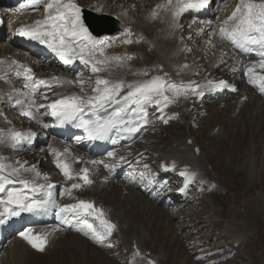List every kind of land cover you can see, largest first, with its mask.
<instances>
[{
    "label": "bare ground",
    "instance_id": "6f19581e",
    "mask_svg": "<svg viewBox=\"0 0 264 264\" xmlns=\"http://www.w3.org/2000/svg\"><path fill=\"white\" fill-rule=\"evenodd\" d=\"M79 1L83 7L96 14L104 13L105 11L109 14H116L126 25V28L118 33L116 38L110 42L109 47L104 50L105 56L109 58L121 57L122 59H109L107 64L101 66L104 70L99 73L91 71L90 67L92 65L86 62L81 64L77 71L63 73L61 80L77 81L80 78L84 81L83 88L79 83H58L53 81L52 77L54 74L58 72L61 74L62 68L59 66V61H55L53 58H44L43 63H40L34 53H28L23 50L15 40L14 30L25 21L32 22L37 19H43L45 15L44 4L47 3V0H42V4L38 10H28L26 7L22 9L21 6L25 5L28 0H23L22 3L18 4H11L9 0L0 1V12L8 19L9 26L5 36L0 38V61H4L3 64H0V76L4 77L0 79V132L5 133V137L0 142V156L5 154L6 162L13 165H15L16 161H26V166L29 167L36 165L37 170L42 174L38 180L40 183L45 182L43 174H47L52 181L58 182V187L54 189L55 199L60 205L75 203L79 192L87 190L93 198L103 205L108 219L113 222L115 218L117 222L119 220L120 223L118 222V224L120 226H116V228L119 230L117 237L119 236V239L124 237L121 243L122 248H127L131 253L136 254L137 251L130 248V240L124 236L126 229L121 224L130 223L129 225H132L131 227L133 228V234L130 236L132 237L131 239H138L144 245L146 241L150 240V230L145 225L139 222L137 224L135 221L129 219L130 217L126 213L127 209H123L122 205L126 207L136 206V198L142 201L141 203L144 202L143 204L147 207H154V204L149 202L150 198L148 196L140 197V194L136 192L135 194L131 192V195H125L124 189L129 179L120 176L122 179L116 180L115 177L121 172L125 173L130 168H135L139 158L144 154H150L152 157L158 156L159 160L165 158V155L176 157L180 160L189 161L193 165L191 173L194 175L188 179H182L180 184L175 181L177 188H174L171 192H167V194H162L159 198L161 203L166 202V200L170 201L172 195L180 202L184 204L188 203L190 191L196 185L195 183H199L203 186L201 189L202 195L209 200L208 203L214 204L213 196L209 192L211 188L207 184L209 174L211 176L214 175L208 169L210 160L203 151L199 157L194 158L190 147L186 145V140L189 137H194L198 142V137L192 134V132L194 133L193 125H199L200 120L204 121L208 117L206 116L208 113L206 108H209L212 114L217 111L219 119L221 115H226L228 119L231 118V121H247V106L252 105V119L251 123L248 122V130H250L251 137L248 145L249 147L251 145V148L249 149V155L241 163L234 165V168L237 174L245 172L248 181H264V135L262 137L259 135V138L263 142L262 146H260L256 141L254 133H251V128H264V93H261L256 86L248 82V77L244 71L251 63L258 61L259 57L242 51L232 43H228L227 40L221 39L218 34L222 21L231 15L233 7L237 5L238 0H227V2L225 0H212L213 13L209 17L199 22L189 18L187 14L182 15L179 17L180 21L176 20V23L179 25L178 27L173 26V17L169 7H160L152 11L155 3L160 2V5H166L167 0ZM125 11H128V13ZM153 12L156 13L155 16H153ZM131 17H134V19ZM209 21H211V24L208 23ZM85 27L87 26L85 25ZM126 30H130V34ZM178 32L182 35L181 41L176 40ZM109 36L107 34L103 37ZM92 37L95 36L92 35ZM131 38L132 44L135 42L138 49L135 50L128 43H123L124 40H131ZM116 42H121L123 47L114 54L110 53L108 49ZM77 43H81V41H77ZM82 43L87 44V40L82 41ZM188 44H192L194 47L192 53L185 52ZM193 53L195 55H197L196 53L203 55L200 63L196 66H182L181 63L185 59V56L192 55ZM129 56L131 59H128ZM11 58H17L19 64H22L24 61L28 62L36 79L47 78V80L56 83L57 88L54 89H37V93L32 96V99L37 104H50L56 95H71L73 93L91 95L92 89L96 86L95 81L97 76L112 81L122 80L126 84H130L136 81L149 80L154 76H160V73H166L171 77L170 81L176 83L179 80V76L182 75L187 80V83L192 82L194 77H198L203 85H205L207 81L214 80L213 73L219 72L225 77L228 86L219 92L209 90L206 87L205 90L209 91L206 98L195 94H190L187 98L181 96L175 103L169 104L162 111L155 104H146L144 108L148 112V122L143 125L138 135L128 136L125 142H118L116 139L112 150L116 155L113 157L109 156L108 153L102 154L101 151L89 147L80 136L72 140H66L52 133V127L48 119L49 108L40 109L35 121L21 115L18 108L13 105L17 99L27 101L23 93L28 91L18 84V78L13 75L17 71V66H10ZM96 58H102L98 49L96 51ZM193 60H196V58L194 57ZM167 61H170L169 64H167ZM162 62L164 65L160 67ZM206 62L207 65H205ZM164 68H166L165 71L163 70ZM208 69L211 70L210 75H206L205 73ZM256 71L261 72L264 70L257 67ZM88 78L92 79V83L87 80ZM127 91L128 89L125 88L121 92V95H124ZM45 96H47V100L44 99ZM200 109H204L205 111L200 113ZM177 111L178 115L176 114ZM256 117L259 118V121L255 120ZM173 122L183 124L182 140L180 138L174 141L171 146H165L160 149L153 139L163 136L162 132L164 133L165 128L168 129L171 126H175L176 124H171ZM241 123L244 125L246 122ZM153 125L156 126L155 130L152 129L155 127ZM15 126L35 132L36 135L32 142L18 145L15 148L11 147L8 132L14 129ZM186 128H190V133ZM210 128L212 129V134L215 133L220 139H230L231 130L227 122H218L214 126L210 125ZM242 133L240 137H243L244 130ZM235 141H237L236 144L239 147L238 140L235 139ZM46 143L48 144L47 146ZM53 148L62 153L61 159L72 162L70 168L73 173L87 168L92 183L84 186L83 181L78 178H74L73 180L66 179L60 169L56 167V157L51 151ZM65 148L68 149L67 153H64ZM120 156H123L125 159L121 161L119 159ZM77 157H81V162H74V159ZM234 160H237L236 157ZM92 161H102L103 163L93 164L91 163ZM224 162L230 164L231 159L229 156H225ZM105 164L114 165V167L110 169L109 167H105ZM24 175L29 178L33 176L32 173H24ZM161 175L166 176L167 174L162 173ZM134 182L136 181L134 180ZM72 183H80L82 186L72 189L71 196L67 194L61 195L65 188L71 187ZM161 203L156 204L160 205ZM158 207L154 209L156 210ZM164 207L168 208L167 204ZM163 210L162 208L161 211ZM218 210L219 208H216L214 211L219 212ZM254 210L259 211L264 218V191H261L260 196L258 195L255 198ZM50 217L53 221L48 220ZM95 222L98 224L97 221ZM28 227H31L34 232L47 231L49 233L45 251H42L39 255L33 252V255H31L30 251H34L35 248L19 235L21 231ZM85 228L82 223L77 221L63 223L61 217L56 215L55 208L47 215L42 216L38 224L27 225L22 230L5 227V231L1 232L0 264H114L106 254V251L100 254V252H97L98 250L95 251L91 248V239L89 240V236L84 235ZM53 229L58 230L53 231ZM231 229H226V232ZM4 232H8V236ZM237 238L238 235L233 236V239ZM140 247L142 246L140 245ZM151 247L153 246L146 244L144 248L145 252L146 249H152ZM47 251H51L52 254L50 256L45 255ZM64 252H67L65 256ZM145 252L143 253L142 250L135 259L134 257L131 259L128 256L127 264H140L139 260H149L148 262H150L151 260L146 256ZM159 254L155 256L156 261L159 259ZM162 256L166 258L164 254Z\"/></svg>",
    "mask_w": 264,
    "mask_h": 264
},
{
    "label": "snow or ice",
    "instance_id": "6c2138e0",
    "mask_svg": "<svg viewBox=\"0 0 264 264\" xmlns=\"http://www.w3.org/2000/svg\"><path fill=\"white\" fill-rule=\"evenodd\" d=\"M227 2V0H225ZM42 0H28L21 8L38 6ZM210 0H167L173 17V26L178 27L176 20L189 10H199L206 7ZM45 15L43 19H37L30 26H21L16 31L22 36L31 40H36L40 44L46 45L55 52L64 63H71L75 59H80L92 65V71L99 73L104 69L101 67L108 63L109 59H122L121 57L109 58L104 55V48L109 43L108 38L95 40L88 28L85 27L81 16V7L75 0H47L44 4ZM153 12V16H155ZM211 24V21L208 22ZM130 34V30H126ZM218 34L221 39L230 41L235 47L244 52H255L259 57L258 61L251 63L245 68V75L248 82L264 93V71L257 72V67L264 70V0H238L235 10L225 20L222 21ZM87 40V44L82 41ZM81 41V43H77ZM131 40H124L123 43H131ZM99 50L101 59L96 58V51ZM128 59H131L129 56ZM4 61H0L3 64ZM16 65L19 76L23 74L31 83L25 87L30 88V92L23 95L27 101L17 99L14 107L18 108L21 115L30 119H36L37 113L42 108L51 109L50 114L60 122H74L76 127L82 128L90 139H105L111 133L119 134L135 133L148 122V112L144 106L155 104L162 111L169 104L175 103L181 96L187 98L190 94L203 96L204 87L209 90H217L227 87L224 80H209L204 86L189 82L177 84L168 81L164 77L154 76L149 80L136 81L126 84L124 81H112L97 76L95 87L91 95H61L50 104H37L32 96L40 86L51 87L49 80L36 79L32 69L19 64L18 61H11L10 66ZM167 75V74H165ZM4 77L0 76V79ZM58 83H79L84 86V81L80 78L77 81H63L59 77H52ZM127 88L128 91L121 95ZM47 100V96L44 97ZM165 122H167L165 120ZM36 133L29 131H18L11 129L8 136L11 147L15 148L22 142L31 143ZM3 134L0 132V142ZM56 167L60 169L64 177L68 180L78 178L84 184H91L88 177V169H80L73 173L70 165L61 159L62 153L57 149H51ZM198 151V150H197ZM68 149H64L67 153ZM109 156H115L114 152H109ZM123 161L125 158L120 156ZM91 163H103L102 161H92ZM27 162L16 161L15 165L6 162V158L0 157V224L13 217H18L22 213H38L55 208L56 215L61 217L63 223L77 221L82 223L87 231L84 235L88 236L96 243H102L105 237L111 236L116 228L103 208L96 207L94 202L87 200H77L76 203L60 205L55 199L53 189L55 185L48 183L49 177L43 174L44 183L38 182L41 173L36 165L26 166ZM114 167V165H104ZM175 162L171 167L175 168ZM147 167V165H145ZM24 173H32L31 178ZM190 177L187 168L181 173ZM143 175V174H141ZM107 179V177H105ZM80 183H72L70 188H65L61 195H72V189L80 188ZM70 217V219H69ZM91 217L99 224V230L87 219ZM58 229H53L57 231ZM81 230V229H78ZM20 237L26 240L33 248L44 251L49 233L47 231L34 232L31 227L25 228L19 233ZM137 255L139 252L137 250ZM154 264V262H149Z\"/></svg>",
    "mask_w": 264,
    "mask_h": 264
},
{
    "label": "rangeland",
    "instance_id": "374dc122",
    "mask_svg": "<svg viewBox=\"0 0 264 264\" xmlns=\"http://www.w3.org/2000/svg\"><path fill=\"white\" fill-rule=\"evenodd\" d=\"M120 43L116 42L111 46L108 49L109 52L114 54L120 51L123 47ZM128 44L133 49H138L135 42ZM203 110L200 109V113ZM247 111V121H231V118L228 119L226 115H221L219 119L217 111L212 114L209 110L210 113H207L206 116L208 117L204 121L200 120L199 125H193L194 133H192L198 137L203 152L208 156L211 166L216 171L212 175L216 181L210 180L213 184L210 195L213 196L214 204L210 202L209 204V200L205 196H200L199 192L203 186L199 183H195L198 185H194L195 187L191 190L188 203L180 202L174 195L170 201L166 200V202L161 203L158 198L162 194L173 191L174 188H177V184H175L173 177L161 176L157 172V158H153L150 154L141 156L135 168H130L125 173L121 172L115 177L116 180L129 179L127 188L124 189L125 195L136 192L140 194V197L148 196L149 202L154 204V207H147L143 204L144 202L141 203L142 201L136 198V206L126 207L122 205L123 209H127L126 213L130 217L126 216L127 218L137 224L145 225L150 230V240L146 241V244L153 246L148 253H150V260L154 264H264V218L259 211L254 210L255 198L260 196L261 191H264V181H248L245 172L237 174L234 168V165H238L249 155L251 148V145L250 147L248 145L249 140H251L248 128L252 119V105L247 106ZM255 120L259 121V118L256 117ZM218 122L228 123L231 130L230 139H220L215 133L212 134L210 125L214 126ZM241 122L246 123L243 125ZM171 124L177 126L165 128L164 133L162 132L163 136L160 135V138L153 139L160 149L171 146L183 134L182 123L173 122ZM155 128L156 126L152 129L155 130ZM251 129V133L256 136L257 143L262 146L263 142L259 135L261 137L264 135V128L255 127ZM243 130L244 135L240 137ZM235 139L238 140L239 147H237ZM225 156H229L231 159L230 164L224 162ZM235 157L237 160H234ZM166 204L168 208L164 207ZM157 207L158 209L155 210L154 208ZM214 207L219 208V212L214 211L216 209ZM162 208L163 211H161ZM92 224L94 227H98L96 224ZM131 226L126 228V235L129 240L133 234ZM86 229L85 231H87ZM226 229L231 230L226 232ZM97 230L99 229L97 228ZM234 235H238V238L233 239ZM88 236L90 240V233ZM90 245L93 250H98L97 252L100 254L106 251L114 264H127L128 256L124 252L125 250H122V244L119 243L113 233L111 236L105 237L102 243H96L91 239ZM32 252L36 255L42 253L37 249L31 250V255H33ZM47 252L45 255L50 256L52 254L51 251ZM161 252L166 258H163ZM65 253L67 252L63 253L64 256ZM158 254L159 259L156 261L155 256ZM246 254H249L248 257ZM143 264H149V262Z\"/></svg>",
    "mask_w": 264,
    "mask_h": 264
}]
</instances>
